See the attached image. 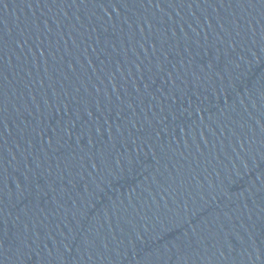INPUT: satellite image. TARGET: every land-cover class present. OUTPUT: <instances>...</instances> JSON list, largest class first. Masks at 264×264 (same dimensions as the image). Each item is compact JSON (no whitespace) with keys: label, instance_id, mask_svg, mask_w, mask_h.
<instances>
[{"label":"water","instance_id":"water-1","mask_svg":"<svg viewBox=\"0 0 264 264\" xmlns=\"http://www.w3.org/2000/svg\"><path fill=\"white\" fill-rule=\"evenodd\" d=\"M0 264H264V0H0Z\"/></svg>","mask_w":264,"mask_h":264}]
</instances>
